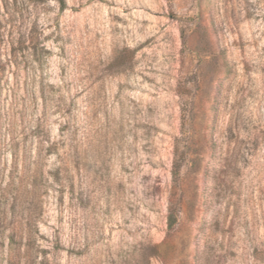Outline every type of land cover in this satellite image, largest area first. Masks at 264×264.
Wrapping results in <instances>:
<instances>
[{
    "label": "rangeland",
    "instance_id": "rangeland-1",
    "mask_svg": "<svg viewBox=\"0 0 264 264\" xmlns=\"http://www.w3.org/2000/svg\"><path fill=\"white\" fill-rule=\"evenodd\" d=\"M0 264H264V0H0Z\"/></svg>",
    "mask_w": 264,
    "mask_h": 264
}]
</instances>
